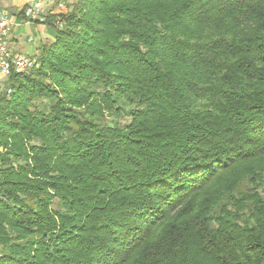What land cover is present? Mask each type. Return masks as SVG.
Instances as JSON below:
<instances>
[{
    "label": "trees",
    "instance_id": "trees-1",
    "mask_svg": "<svg viewBox=\"0 0 264 264\" xmlns=\"http://www.w3.org/2000/svg\"><path fill=\"white\" fill-rule=\"evenodd\" d=\"M57 15L0 92V264H264V0Z\"/></svg>",
    "mask_w": 264,
    "mask_h": 264
},
{
    "label": "crops",
    "instance_id": "crops-1",
    "mask_svg": "<svg viewBox=\"0 0 264 264\" xmlns=\"http://www.w3.org/2000/svg\"><path fill=\"white\" fill-rule=\"evenodd\" d=\"M33 1L42 4L41 20L37 22L27 20L22 13ZM75 1L65 0L58 8V0H0V11L8 13L13 23L8 37L12 53L35 58L41 46L54 39L53 25L59 24L57 14L65 12ZM7 83L8 76L0 71V92L7 87Z\"/></svg>",
    "mask_w": 264,
    "mask_h": 264
},
{
    "label": "built area",
    "instance_id": "built-area-1",
    "mask_svg": "<svg viewBox=\"0 0 264 264\" xmlns=\"http://www.w3.org/2000/svg\"><path fill=\"white\" fill-rule=\"evenodd\" d=\"M64 1L58 0V8L62 7ZM41 12L42 4L39 1H33L23 10V15L29 21H36L41 20ZM12 24L10 15L5 11H0V71L6 76H9L12 70L23 72L35 65L33 57L12 53L8 40Z\"/></svg>",
    "mask_w": 264,
    "mask_h": 264
}]
</instances>
